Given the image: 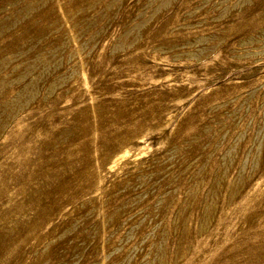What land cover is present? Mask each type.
Segmentation results:
<instances>
[{"label":"rangeland","instance_id":"obj_1","mask_svg":"<svg viewBox=\"0 0 264 264\" xmlns=\"http://www.w3.org/2000/svg\"><path fill=\"white\" fill-rule=\"evenodd\" d=\"M0 264H264V0H0Z\"/></svg>","mask_w":264,"mask_h":264}]
</instances>
